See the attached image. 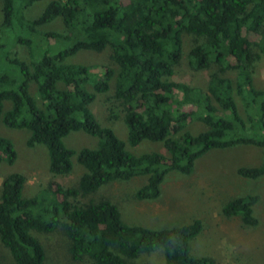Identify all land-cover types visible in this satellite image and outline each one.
I'll return each instance as SVG.
<instances>
[{"label":"trees","instance_id":"obj_1","mask_svg":"<svg viewBox=\"0 0 264 264\" xmlns=\"http://www.w3.org/2000/svg\"><path fill=\"white\" fill-rule=\"evenodd\" d=\"M34 1L38 0H0V30L18 25L35 31V26L59 17L68 34L46 31L42 37L70 43L56 51L44 50L29 62L9 56L0 43V112L2 100L10 102L0 120L7 127L27 129V147H45L49 173L67 174L73 155L84 172L72 186L49 180L30 197L21 196L22 174L2 177L0 243L15 264H44L43 248L30 231L60 227L70 257L86 258L87 264H127L126 259L157 247L162 248L165 264H215L210 258L189 254V240L201 230L198 219L151 229L124 223L116 205L105 197L80 199L104 183L141 175L145 182L134 190L133 198L154 200L167 172L189 174L194 161L210 149L252 145L261 148L264 157V90L255 88L251 77L254 61L264 55V0H47L36 17L25 18L24 10ZM183 34L192 37L186 54L190 68L216 65L202 90L170 79L181 57ZM16 40L29 45L28 38ZM106 47L115 71L107 65L64 62L80 49L98 52ZM10 67L17 77L8 73ZM94 69L101 70L99 78H94ZM228 71L234 73V86L221 75ZM111 77L112 97L127 128L126 143L158 141L167 155H132L111 128L95 120L88 108L94 93L85 85L104 93ZM30 82L41 106L28 92ZM191 120L205 129L184 130ZM78 130L96 138L93 148L73 150L63 144L68 132ZM14 159L12 142L0 136V162L10 165ZM235 173L258 178L264 174V163L238 166ZM256 200L255 194L234 197L221 206L220 213L238 215L243 224L254 226Z\"/></svg>","mask_w":264,"mask_h":264},{"label":"rangeland","instance_id":"obj_2","mask_svg":"<svg viewBox=\"0 0 264 264\" xmlns=\"http://www.w3.org/2000/svg\"><path fill=\"white\" fill-rule=\"evenodd\" d=\"M123 3L126 0H122ZM47 0L31 3L25 10V18L36 17ZM1 7V4H0ZM1 20V11H0ZM35 31L16 25L10 30H0V43L5 46L9 56H15L25 62L38 57L44 50L56 51L70 41L63 38L42 37L46 31H56L62 35L68 30L62 25L59 17L34 27ZM65 30V31H64ZM70 35V33H69ZM17 37L28 38L29 45L18 42ZM256 38V37H254ZM192 37L182 35L181 57L170 79L190 84L192 87L204 89L208 75L216 70L215 64L208 68L194 70L187 63V51ZM256 51V49H253ZM108 47L101 51L80 49L67 56L65 63L84 65H107L117 69L116 64L109 59ZM9 74L17 77L16 70L9 68ZM94 78L101 76V70H93ZM230 78L234 86V73L221 74ZM255 88L264 90V55H259L253 63L251 74ZM109 88L104 93L94 92L91 85H85L86 90L94 93V99L88 104L95 120L101 125L111 128L115 136L125 143V149L132 155L147 152H159L167 155L161 142L141 140L136 145L126 143L127 128L119 111L118 102L113 99L114 77L108 80ZM59 84V83H57ZM60 88L63 85L59 84ZM28 92L34 98L37 106H41L33 82L28 85ZM236 106L240 115L243 108L235 93ZM191 106L185 105L188 109ZM10 108L8 100H2L0 118ZM110 111L115 114L112 117ZM205 126L196 121H188L184 127L191 133L204 130ZM28 130L10 128L0 120V136L8 138L15 151L12 164L0 162L1 179L11 172L22 174L25 178L21 189L22 197H30L38 193L49 180H54L61 186L76 184L84 168L71 157V169L67 174H51L47 170L48 158L46 149L41 144L33 147L25 145ZM63 144L73 150L82 147L93 148L96 138L81 130L68 132L62 138ZM264 163L263 150L252 145H235L222 149H210L194 161L189 174L177 171L167 172L160 185L159 196L154 200H136L133 192L145 182V176L137 175L126 181L114 180L102 184L96 191L88 194L80 201L97 200L105 197L118 208L121 220L130 225H139L151 229L176 227L198 219L201 230L189 240V254L195 257L210 258L215 264H264V174L255 179L238 176L235 169L238 166H254ZM245 194H255L256 202L252 205V213L257 219L254 226L245 225L238 215L224 217L220 213L221 206L228 200ZM30 233L40 242L44 252V264H87V259L73 260L68 253V240L60 227L51 232ZM127 264H165L163 251L157 247L151 252L140 253L134 259H126ZM0 264H15L8 250L0 243Z\"/></svg>","mask_w":264,"mask_h":264}]
</instances>
